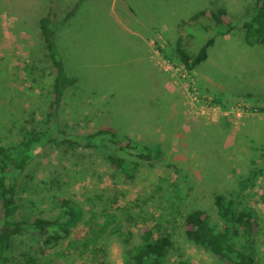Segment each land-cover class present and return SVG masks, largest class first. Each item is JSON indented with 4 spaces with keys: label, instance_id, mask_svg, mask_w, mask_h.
Returning <instances> with one entry per match:
<instances>
[{
    "label": "rangeland",
    "instance_id": "obj_1",
    "mask_svg": "<svg viewBox=\"0 0 264 264\" xmlns=\"http://www.w3.org/2000/svg\"><path fill=\"white\" fill-rule=\"evenodd\" d=\"M254 3L116 0L112 5L113 0H85L75 35L83 47L74 58V48L60 46L68 66V59L86 61L78 74L79 88L64 102L61 124L71 133L112 127L153 150L157 145L162 153L153 165L142 163L132 178L116 171L104 150L41 148L22 178L21 214L41 212L54 219L60 198L77 204L82 213L70 235L53 246L29 236L16 239L9 264H27L24 253L35 264H133L132 249L144 227L154 228L155 236L172 234L173 249L164 264H223L188 240L183 224L188 213L201 209L223 226L214 204L218 194L255 210L260 221L256 257L264 263V98L251 93L264 78V52L263 46L248 47L241 25ZM218 7L239 24L233 32L206 34L179 27L195 13ZM66 13L62 9L57 19ZM40 18L39 0H0V145L24 140L28 127L48 128L47 74L53 69L45 64ZM126 28L152 34L150 59L173 86L171 93L165 89L167 114L153 102V94L142 98L136 89L151 86L158 76L134 56L143 51L141 41ZM180 30L193 37L194 52L214 36L207 60L197 68L187 69L160 50L171 54ZM120 80L122 95L110 96Z\"/></svg>",
    "mask_w": 264,
    "mask_h": 264
},
{
    "label": "trees",
    "instance_id": "obj_2",
    "mask_svg": "<svg viewBox=\"0 0 264 264\" xmlns=\"http://www.w3.org/2000/svg\"><path fill=\"white\" fill-rule=\"evenodd\" d=\"M54 4L55 0H47L39 21L40 35L46 51L45 64L53 69L52 73L47 74L48 105L45 116L48 128L36 130L28 127V136L24 140L18 139L16 144L0 145V264H9L16 239L29 236L40 245L50 247L66 239L71 228L80 219L82 210L67 198L59 199L60 213L54 219L41 212H33L30 216L21 214L22 178L36 162L39 156L37 151L41 148L77 145L104 150L107 152L109 164L118 172L130 174L132 178L142 163L153 165L162 153L157 145L153 150L148 144L135 142L128 136L121 137L112 127L98 128L87 133H71L61 124V111L66 95L78 84L79 78L66 67L56 42V32L60 24L67 23L74 16L81 2L75 4L59 22ZM241 25L247 45L255 46L264 41V0H255L249 19ZM238 26L224 7L201 10L179 23L180 28L196 27L206 34L230 32ZM192 39L191 35H183L180 30L174 46H170L171 54H167L165 48L160 50L169 60L187 69L197 68L208 58V49L215 40L214 36H210L205 46L194 52ZM54 122L56 126L53 125ZM166 166L170 169L176 168L171 163ZM262 195L264 199V193ZM214 204L223 226L212 223L206 211L193 210L185 216L183 222L188 240L204 248L212 258L223 264H264L256 257L255 240L260 221L255 210L240 206L222 194L215 196ZM155 234L154 228L141 229L140 243L132 249L133 264L166 262L174 245L172 234ZM24 256L27 264H35L26 253Z\"/></svg>",
    "mask_w": 264,
    "mask_h": 264
},
{
    "label": "crops",
    "instance_id": "obj_3",
    "mask_svg": "<svg viewBox=\"0 0 264 264\" xmlns=\"http://www.w3.org/2000/svg\"><path fill=\"white\" fill-rule=\"evenodd\" d=\"M44 1L47 2V0H39L40 7H41V15H42L44 8L46 6V3H44ZM115 1L116 0H113L112 5H114ZM123 1H125V0H123ZM78 2H81V4H80L78 10L75 12L74 16L67 23L60 24V26L58 27L57 32H56V42H57V45L59 47L60 52H61V47H60L61 45H62L63 50L74 48V53H71L72 54L71 56L74 58L78 54V49L83 47V44L81 46H79L78 40H80V38L75 36V35L77 33L76 26L78 25L77 16H79V14H81L83 12L85 0H76V1L75 0H55V4H54V8H55L54 10H55V14L57 16V14L59 15L60 12H62V9L66 12L71 11V10L68 11L69 7L70 8L72 7V9H73L75 4H77ZM60 7H62V8H60ZM67 14L68 13H66L65 15H67ZM63 19H64V17H63ZM63 19H57V21L59 22V21H62ZM126 29L124 30L125 32H128V34L130 36L139 38V40L141 41L140 44H141L143 51H136L134 56L139 57V60H138L139 62L149 65L152 68V71L158 76L157 78L152 79L153 84L151 86H146L145 89L143 87H141V88L139 87L136 89H139L138 92H140L139 95L141 97L143 96L142 98L147 97L148 94H153L155 97L153 102H156V104L158 103L157 105H159L160 107L162 106L161 107L162 111H164L165 114H167V112H169V107H170V105H169L170 96H169V94L168 95L166 94L165 89L169 90V93H171V89L173 88V86L171 85V87H170V82L168 83V80L166 78L167 76L165 77L164 74H161L160 71L157 70L156 66L153 64V62L150 59L151 52H150V47H149V44L147 41L149 38L152 37V34H149L148 32H145L144 30L139 32V31L131 30L129 28H126ZM233 31L234 30H232V32ZM243 31H244V29H243ZM244 34H245V32H244ZM84 42H85V39H84ZM172 44H175V42H172L171 45ZM255 46H260V47L263 46L262 51L264 52V41L261 44H257ZM255 46H249L248 45V47H255ZM32 47H34V46H32ZM171 47H173V45ZM61 55H62V58L66 64V67L68 68L69 72L73 75H76L80 80V77L78 76V74L83 72V68L86 65L85 64L86 61H82L81 63L77 64L74 61H71L70 59H68L70 61V64L72 65V66H68L66 56H64L63 53ZM69 58H71V57H69ZM252 61L254 64L255 62H257V59L256 60L252 59ZM260 62H262V61H260ZM70 67H72V68H70ZM124 80H126V79H124ZM121 83H122V80L116 82V84H114V86L111 88V90L109 91L108 94L110 96H114V95L117 97L121 96L122 91H121V89H119ZM258 83H260V84L257 86V89H255L256 88L255 87L254 92H251V93L254 96L257 95L260 98L261 97L264 98V78H262L260 76V80L258 81ZM76 87H78V84L76 86H74L72 89H70V91L76 90L77 89ZM134 92L135 91L132 90L131 94L132 95L136 94ZM68 93H67V95H68ZM158 94L162 95V97H159ZM67 95H66V98H67ZM165 95L168 97L167 103L164 101V99L166 98ZM114 102H116V101H114ZM114 102H113V104H114Z\"/></svg>",
    "mask_w": 264,
    "mask_h": 264
},
{
    "label": "built area",
    "instance_id": "obj_4",
    "mask_svg": "<svg viewBox=\"0 0 264 264\" xmlns=\"http://www.w3.org/2000/svg\"><path fill=\"white\" fill-rule=\"evenodd\" d=\"M186 68V67H185Z\"/></svg>",
    "mask_w": 264,
    "mask_h": 264
}]
</instances>
